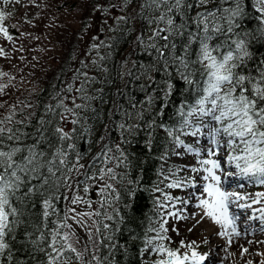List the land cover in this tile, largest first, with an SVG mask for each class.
I'll return each mask as SVG.
<instances>
[{
    "label": "snow or ice",
    "instance_id": "1",
    "mask_svg": "<svg viewBox=\"0 0 264 264\" xmlns=\"http://www.w3.org/2000/svg\"><path fill=\"white\" fill-rule=\"evenodd\" d=\"M12 2L2 0L3 7ZM15 2L20 3V0ZM98 7L103 11V5ZM251 7L259 22L255 30L244 26L247 18L245 0H123L120 10L124 14L116 16L114 26H109L113 35L109 36L112 43L105 45L108 54H100L92 61L102 78L91 77L86 71L78 72L66 89L67 93L75 95L54 97L56 103L46 106L45 115L34 126V133L23 130L31 123V113L14 120L16 113L13 111L0 119V257L12 264L10 242L17 239V228L23 226L21 243L29 250L30 257L35 259L36 252L43 254L38 264H103L104 258L98 255L99 247L111 239L106 235L109 225L104 221L114 218L109 209L115 211L114 204L121 199L115 185L124 181L126 173L117 169L127 167V155L120 144L114 150L108 143H103L93 162L85 165L80 163V153L69 159L70 151L75 150V144L69 141L79 135L87 142L97 131L96 124L103 123L96 104L105 102L104 88H93V85L111 82L107 67L110 53L131 33H135L133 43L152 57V62L137 65L132 61V67L124 72L128 61H121L117 76L125 80V88L128 77L147 80L149 84L140 87L148 88L154 81L151 73L156 71L163 72L165 77L178 76L185 91L190 93L177 108L178 119L174 126L160 127L181 150L177 155L187 152L205 157L199 159V168H191L192 173L202 171V179L206 182L202 189L206 198L199 199L196 205L202 210V218L210 219L222 229L218 234L227 240L229 247L234 238L264 231V207L255 209L249 217V220L261 221L260 228L248 224L243 232L237 224L240 217L229 210L232 204L240 209L264 204V192L244 195L224 187L233 178H247L264 186V58L256 60L250 50L254 42L264 40V0H251ZM8 15L0 8V36L12 41L5 26ZM94 48L98 50L99 46ZM2 55L4 49L0 48ZM5 75L7 73H0V76ZM164 83L163 95L167 98L172 94L173 86L168 79ZM6 87L0 85V92ZM116 95L124 96L125 92L118 88ZM152 102L153 98L149 96L148 104ZM112 103L113 107L108 110L109 122L103 125L98 143L107 140L112 124L122 132L139 127L129 121H135L146 110L131 111L115 99ZM136 107L135 103L130 105L131 109ZM116 115L121 116V121L112 119ZM68 123L73 126L71 131L66 130ZM150 123L155 125L156 122ZM182 137L192 138V143H185ZM28 139L32 143H26ZM224 159L237 171L223 167ZM74 171L82 175L83 180H74ZM89 180L102 181L99 209L77 212L75 207H69L61 215L54 203L60 198V190L75 192L81 183ZM187 182L176 180L169 187L181 188ZM128 185L125 195L132 197L136 189L131 187L132 181H128ZM190 186L195 187V182ZM83 191L87 193L88 187ZM64 199L70 205L83 203L92 208L79 195ZM37 203L41 207L38 223L29 215ZM255 212H259V216ZM168 215L174 219L195 220L192 214L182 216L173 211ZM84 218L92 222L95 233L89 230L88 242L77 247L82 238L68 221L71 219L83 226ZM200 222L195 220L187 230L192 232ZM165 224L167 220L163 219L158 231L152 229L156 238L146 241L148 250L160 256L155 264H211V257L201 253L194 242L181 241L176 248L167 246L164 241L170 242L171 238L165 235L169 231ZM240 247L242 255L248 253L247 247ZM247 264L253 262L249 260Z\"/></svg>",
    "mask_w": 264,
    "mask_h": 264
},
{
    "label": "rangeland",
    "instance_id": "2",
    "mask_svg": "<svg viewBox=\"0 0 264 264\" xmlns=\"http://www.w3.org/2000/svg\"><path fill=\"white\" fill-rule=\"evenodd\" d=\"M122 2L123 0H114L107 7L105 3H100L99 5H103L106 8H103V11H101L98 7L99 5H95L94 8L96 10L94 11V8L89 6V0H20V3H16L13 0L7 7H3L2 0H0V8H3L9 14L6 18V23L11 25V28L8 30L13 37L12 41H6L0 36V48L4 49V55L0 56V73H7L5 76H0V85H7L0 92V106L17 98H25L24 102H29L27 98H30L38 90V82L44 78L49 69L56 67L60 63L64 49L67 50L70 46H72L70 47L72 48V52H80V56H78L79 58L74 66L67 68L68 72L70 71L68 78L72 79L73 75L75 77L78 72H81L80 68L84 65L88 66L86 72L91 77L100 78L101 73L96 70L92 61L96 60L100 54H108V49L105 45L112 43L109 40V36L113 34L109 31V26H114V18L116 16L124 14L120 10ZM105 20H107V23H105ZM97 45L99 46L98 50L94 48ZM123 53L121 56H123ZM113 54L114 52L112 51L109 60ZM125 60L129 62V59ZM128 67L127 64L123 71ZM73 81L74 79L72 83ZM76 83L78 84V81ZM69 95H75V93H69ZM13 98L15 99L12 100ZM65 127L66 130H71L70 123ZM89 139L86 142V146ZM81 140L82 138L78 147ZM184 141L185 143H192V138L184 137ZM201 142H204L203 138H201ZM195 146L198 147V145ZM179 151L181 150L171 143L163 156L164 160L161 164L159 176L163 179L162 189L165 195L157 201L155 210L156 219L152 229L158 231L162 220L166 219L167 224L164 227L169 229V231L165 235L171 238L170 242L164 241L167 246L176 248L181 241L185 243L194 242L198 245V250L201 253L208 254L210 257L212 253L210 252L208 241L212 239L215 242L219 260L217 263L211 264H247L249 260L253 264H260L261 261H264V243H260V241H264V231L257 230L254 234L246 235V238L243 235L240 237L239 241L248 245L247 247L242 244L249 250L246 254L242 255L241 247H229L226 244L227 240L218 234L222 229L210 219L206 217L202 218V210L196 206L199 199L206 198V194L202 190L203 184L206 182L202 179L204 175L202 171L192 173L191 168H199V159L205 157L203 155L197 157L187 152L177 155ZM222 165L230 171H237L234 166L228 164L226 159L222 160ZM82 171L83 169H81ZM77 176H80L79 173H77ZM176 180L188 182L181 188L169 187ZM192 182H195V187L190 186ZM101 184L102 181L89 180L86 183L80 184L74 192V195L82 196L86 203H90L92 205L91 209L87 208L86 204L83 203L80 205H69V207H75L77 212L99 209V202L101 200L99 187ZM240 184L244 186L239 187ZM84 187H88L89 191L87 193L83 191ZM224 187L228 190H236L244 195H254L256 192H264V186L254 181L250 182L247 178H233ZM182 201L183 203H181ZM231 206L239 209L235 204ZM260 207H264V204L253 205L251 209L242 210V214L245 215H239L241 218L239 219V230L241 228L244 229V226L251 222L249 217L254 214L255 209ZM173 211L182 216H188L192 212L195 220H200L201 222L192 232H189L187 229L195 223V220L174 219L168 215L169 212ZM255 215L259 216V212H255ZM255 221L257 223H255L254 227L257 229L261 225V221ZM69 222L76 233L81 235L86 242L88 241V231L90 230L95 233V228L91 227L92 222L87 220V218H84L83 226L71 219ZM174 229H178L179 231H174ZM152 232V237L149 239L156 238V232ZM234 239L233 242L236 241ZM205 241H207V244ZM248 241H252V243ZM80 244L77 247H81ZM251 248H253V252ZM227 252L229 253V257H227ZM240 256L250 257L244 263L240 260ZM141 258L143 264H155V261L160 259V256L155 251H149L146 244ZM227 258L228 261H226Z\"/></svg>",
    "mask_w": 264,
    "mask_h": 264
},
{
    "label": "trees",
    "instance_id": "3",
    "mask_svg": "<svg viewBox=\"0 0 264 264\" xmlns=\"http://www.w3.org/2000/svg\"><path fill=\"white\" fill-rule=\"evenodd\" d=\"M114 0H89V6L94 8L95 5L105 3L106 7ZM105 7V8H106ZM104 8V9H105ZM245 8L247 18L244 22L245 27L255 30L259 26L256 20L257 13L251 7V0H245ZM135 23V22H134ZM5 26L9 29L11 25L6 23ZM139 27V23L136 24ZM113 35V34H112ZM135 33L128 35L127 39H121L119 44L113 50L114 54L108 60L107 66L110 73V83L93 85V88H104L103 100L105 102L97 103L102 113L103 123H97V131L90 137L85 151L82 153L80 163L90 165L97 154L100 152L103 143H108L114 150L117 144L125 150L127 155V167L117 169L118 172L126 173V177L122 183H117L115 186L119 190L121 199L114 204V209H109L110 214L113 215L112 220H105L104 223L109 225L106 235L110 236V240H105L99 247L98 255L103 259V264H143L141 254L146 247V241L152 237V226L156 219L155 210L159 198L164 196L162 189V178H160V168L165 152L170 147L172 139L167 136L166 132L160 127H172L177 121V108L186 97L190 95L185 91L183 81L179 77H165L163 72L153 71L151 75L154 81L148 88L142 89L141 84L148 85L149 82L145 79L134 80L131 77L127 78V87L125 88V80L117 76L120 70V61L129 59L127 72L132 67V61L137 65L152 62V57L145 54L139 46L133 43V36ZM111 36V35H110ZM72 47V46H70ZM64 49L61 56L60 63L49 69L48 73L38 82V90L34 92L29 102H24L25 98H13L7 103L0 106V119L10 115L13 111L16 113L14 120H19L27 117L30 113L31 123L29 127L23 129L25 132H35V124L42 115H45L46 106L55 104L54 97L57 95L63 96L66 92L68 84L72 83V79L68 78L67 68L74 66L80 56V52L73 53L72 48ZM254 58L256 60L264 58V40L254 42L252 48ZM124 52V53H123ZM123 53V56L121 54ZM84 59V58H82ZM131 65V66H130ZM87 67L80 68V71H86ZM172 70L170 69V72ZM97 78V77H96ZM102 78V76L100 77ZM99 79V78H98ZM168 79L172 84L171 92L167 98L164 97L163 92L166 89L164 81ZM122 89L125 92L124 96L116 95L117 89ZM153 98L151 105L148 104V97ZM113 99L119 101L126 109L131 111H143L142 116H138L135 121H129L139 125L130 132H122L116 124L111 125V133L106 141L97 142L99 136L103 132V125L109 122L108 110L113 107ZM19 102H18V101ZM70 104V101L68 102ZM135 103L137 107L131 109L130 105ZM30 105V106H28ZM27 107V108H25ZM113 120L121 121V116L116 115L112 117ZM155 120V125H151V121ZM10 127H19V125H9ZM71 125V129H72ZM68 131V130H67ZM71 131V130H70ZM81 137L77 135L74 141L69 143L75 144V150L70 151L69 159H74L79 151L78 144ZM184 139V137H182ZM32 143L30 139L25 141ZM78 148V149H77ZM111 166V165H110ZM84 171V170H83ZM82 171V172H83ZM80 175V174H79ZM74 180H83V176H77V172L72 173ZM128 181H132L131 187L136 189V193L132 197L125 195V189L129 186ZM82 184V183H81ZM74 192L62 188L60 190V198L55 201L57 211L63 215L64 211L69 208L68 202L64 199L65 196L72 197ZM41 212L40 204L32 209L29 214L32 221L39 222L38 217ZM119 215H116V213ZM55 219V217H52ZM70 224V222L68 221ZM22 227L17 228L16 240L11 241L13 252L12 264H16L19 260L20 264H38L43 259V254L36 252L35 259L29 255V250L21 243L23 240ZM77 234V233H76ZM78 235V234H77ZM81 237V235H78ZM81 246L86 243L85 239L81 237ZM88 242V241H87ZM0 264H8V262L0 257Z\"/></svg>",
    "mask_w": 264,
    "mask_h": 264
},
{
    "label": "bare ground",
    "instance_id": "4",
    "mask_svg": "<svg viewBox=\"0 0 264 264\" xmlns=\"http://www.w3.org/2000/svg\"><path fill=\"white\" fill-rule=\"evenodd\" d=\"M200 176V175H199ZM195 177V176H194ZM241 179V178H240ZM197 180V179H196ZM201 185V184H200ZM230 189V188H229ZM200 190H201V188H200ZM231 190V189H230ZM233 190V189H232ZM236 191V190H235ZM191 194V193H190ZM182 205V204H181ZM229 210H230V212L231 213H233V214H235V215H237V216H239L240 214H242V210H244V209H236V208H234V207H232L231 205H230V208H229ZM186 212V211H185ZM184 213V212H183ZM191 214H192V212H191ZM242 215H245V214H242ZM241 219V218H240ZM255 223H257L255 220H251V222L249 223V224H251V225H256ZM237 224L239 225L240 224V220L237 222ZM246 225H248V224H246ZM239 229H240V226L238 227ZM260 228V225L257 227V229H259ZM241 231L243 232V228H241ZM215 233V232H214ZM256 234V233H255ZM261 236V235H260ZM243 237L244 238H246V235H243ZM236 239V241L235 242H233V244L231 245V246H234L235 248L236 247H240V245H246L247 247H248V245L247 244H244V242L243 243H241L240 241H239V239L240 238H235ZM234 239V240H235ZM252 240V239H251ZM246 243V242H245ZM207 244V243H206ZM208 244H209V247H210V252L212 253L211 254V263H217V261L219 260V256H218V252H217V248H216V245H215V242L212 240V239H210L209 241H208ZM227 244V243H226ZM208 246V245H207ZM263 246V245H262ZM230 249V248H229ZM241 249V248H240ZM221 250V249H220ZM235 250V249H234ZM251 251L253 252V248H251ZM221 252V251H220ZM230 252V251H229ZM235 252V251H234ZM233 252V253H234ZM239 252V251H238ZM251 252V253H252ZM222 253V252H221ZM228 253V252H227ZM249 254H250V252H249ZM257 255V254H256ZM231 256V255H230ZM227 257H229V253L227 254ZM248 257H250V256H245V257H243V256H240V260L242 261V262H246L247 261V259H248ZM231 258V257H230ZM233 259V258H232ZM250 259V258H249ZM226 261H228V258L226 259ZM219 264V263H218Z\"/></svg>",
    "mask_w": 264,
    "mask_h": 264
},
{
    "label": "water",
    "instance_id": "5",
    "mask_svg": "<svg viewBox=\"0 0 264 264\" xmlns=\"http://www.w3.org/2000/svg\"><path fill=\"white\" fill-rule=\"evenodd\" d=\"M86 148V141L84 139L81 140V143L79 145V153L82 154L85 151Z\"/></svg>",
    "mask_w": 264,
    "mask_h": 264
}]
</instances>
